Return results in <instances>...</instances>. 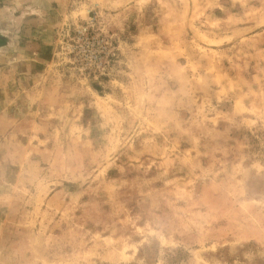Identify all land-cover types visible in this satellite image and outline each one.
<instances>
[{"label":"rangeland","instance_id":"1","mask_svg":"<svg viewBox=\"0 0 264 264\" xmlns=\"http://www.w3.org/2000/svg\"><path fill=\"white\" fill-rule=\"evenodd\" d=\"M0 264H264V0H0Z\"/></svg>","mask_w":264,"mask_h":264}]
</instances>
